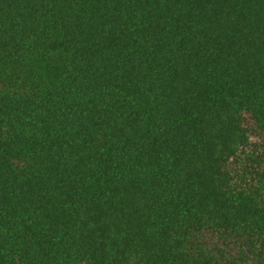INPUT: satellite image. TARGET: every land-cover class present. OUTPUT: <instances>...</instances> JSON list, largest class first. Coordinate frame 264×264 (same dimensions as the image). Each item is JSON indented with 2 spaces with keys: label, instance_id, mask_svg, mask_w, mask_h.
Here are the masks:
<instances>
[{
  "label": "trees",
  "instance_id": "16d2710c",
  "mask_svg": "<svg viewBox=\"0 0 264 264\" xmlns=\"http://www.w3.org/2000/svg\"><path fill=\"white\" fill-rule=\"evenodd\" d=\"M0 264H264V0H0Z\"/></svg>",
  "mask_w": 264,
  "mask_h": 264
}]
</instances>
